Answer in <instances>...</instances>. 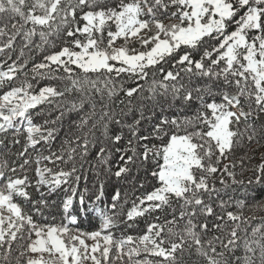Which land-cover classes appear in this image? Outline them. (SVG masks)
Instances as JSON below:
<instances>
[{
    "label": "snow or ice",
    "instance_id": "1",
    "mask_svg": "<svg viewBox=\"0 0 264 264\" xmlns=\"http://www.w3.org/2000/svg\"><path fill=\"white\" fill-rule=\"evenodd\" d=\"M0 264H264V0H0Z\"/></svg>",
    "mask_w": 264,
    "mask_h": 264
},
{
    "label": "trees",
    "instance_id": "2",
    "mask_svg": "<svg viewBox=\"0 0 264 264\" xmlns=\"http://www.w3.org/2000/svg\"><path fill=\"white\" fill-rule=\"evenodd\" d=\"M41 59V55L39 54V53H37L36 55H35V61L36 62H39V60ZM31 65H29V67H30ZM37 122H39V121H37ZM259 159V153H257V160ZM254 163H255V161H254ZM252 175V173H251V171H249V172H246L245 174H244V176L243 177H241V178H243V179H245V180H247V178L249 177V176H251ZM83 186H84V182L82 181L81 182V188H83ZM89 187H91L92 186V177H91V175H89V185H88ZM146 187H150L149 185H146ZM140 193H137V195H139ZM237 195H244V193L243 192H239V193H237ZM130 206V205H129ZM252 213H249V215H251ZM257 215H260V213H257ZM57 220H59V217H57ZM95 223H97L98 224V220L97 221H95ZM255 223H259V221H255ZM85 228H87L88 227V225H87V222H85ZM145 227V225H144V222H143V220H141V223H140V226H139V229L138 230H136V231H138V232H142V230H143V228ZM133 234H136L135 232H133Z\"/></svg>",
    "mask_w": 264,
    "mask_h": 264
}]
</instances>
